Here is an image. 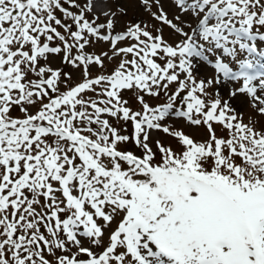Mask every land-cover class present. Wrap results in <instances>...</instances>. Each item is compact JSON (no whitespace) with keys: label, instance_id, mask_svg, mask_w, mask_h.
<instances>
[{"label":"snow or ice","instance_id":"snow-or-ice-1","mask_svg":"<svg viewBox=\"0 0 264 264\" xmlns=\"http://www.w3.org/2000/svg\"><path fill=\"white\" fill-rule=\"evenodd\" d=\"M123 2L0 0V264H264V0Z\"/></svg>","mask_w":264,"mask_h":264},{"label":"rangeland","instance_id":"rangeland-1","mask_svg":"<svg viewBox=\"0 0 264 264\" xmlns=\"http://www.w3.org/2000/svg\"><path fill=\"white\" fill-rule=\"evenodd\" d=\"M107 4H108V9L111 11H117L118 8L120 6L126 7L129 9V14L128 16H124V17H117L118 19V24H117V28L119 29L120 27H122L125 23H127L129 20L132 19L133 14H134V10L132 8V5L124 3L123 0H107ZM240 111L243 115V120L245 123L249 122V118L250 116H253V112L251 110V108L247 107L246 105H241L240 106ZM261 123L264 124V118H261ZM259 126V125H258ZM186 132H190L189 129H185ZM197 139L200 138L199 135L196 136Z\"/></svg>","mask_w":264,"mask_h":264}]
</instances>
